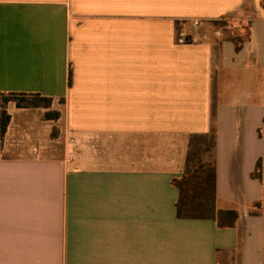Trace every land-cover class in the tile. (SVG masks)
Here are the masks:
<instances>
[{"label": "crops", "instance_id": "0c3cea01", "mask_svg": "<svg viewBox=\"0 0 264 264\" xmlns=\"http://www.w3.org/2000/svg\"><path fill=\"white\" fill-rule=\"evenodd\" d=\"M260 1L0 0V93L50 98L62 115L43 119L61 121L64 140L47 152L36 124L23 135L40 107L7 112L0 264H264ZM240 15L239 51L230 24L208 36L210 21ZM192 19L208 41L177 44ZM212 103L215 208L237 211L230 228L176 218L170 184L188 135L208 132Z\"/></svg>", "mask_w": 264, "mask_h": 264}, {"label": "trees", "instance_id": "16d2710c", "mask_svg": "<svg viewBox=\"0 0 264 264\" xmlns=\"http://www.w3.org/2000/svg\"><path fill=\"white\" fill-rule=\"evenodd\" d=\"M264 10V0L260 1ZM235 16V15H234ZM229 18V17H226ZM226 18L210 21L211 26L225 30L229 25ZM178 22L176 28H178ZM230 26H233L230 23ZM234 45L235 52L241 49L243 39L240 35L229 34L228 38ZM70 82V72L68 75ZM33 98L28 100L27 98ZM12 98H18L17 108H46L50 107L51 99L29 94L0 93V147L1 140L10 121L5 110V104ZM47 119H56L57 112L46 113ZM215 104L210 110V127L206 133L190 134L187 137L186 152L182 170L178 177L172 178L170 184L177 190L174 204L175 215L178 219H211L220 228L233 227L237 218V211L217 210L215 208ZM251 177L261 180V162L255 163ZM259 204H256L258 207Z\"/></svg>", "mask_w": 264, "mask_h": 264}, {"label": "rangeland", "instance_id": "374dc122", "mask_svg": "<svg viewBox=\"0 0 264 264\" xmlns=\"http://www.w3.org/2000/svg\"><path fill=\"white\" fill-rule=\"evenodd\" d=\"M236 23L235 25H233L231 27V31L229 34L231 35H240L242 38H246V32H247V25H248V17L245 16H236ZM241 20V21H240ZM207 25V24H206ZM207 29L209 30V37H213L212 36V30H213V27L210 26L209 24L207 25ZM203 28V27H202ZM18 98H12L10 101H8L6 104H5V110L6 112H11L12 110V106H15V103L18 102L17 100ZM28 100H33V98L29 97L27 98ZM58 103V102H57ZM54 107L56 106V103H53ZM52 108V107H51ZM32 112V115H31V120L32 122L29 123V125L27 126V128H25L23 131V135H30L31 132L34 131V124L37 125V128H35V131L36 133L40 134L38 135L39 138H40V142H41V146L43 147L42 149L44 151H47L49 152L50 148L53 149L55 152L58 153L59 149L61 146H63V135L61 136V133H60V129L62 127V122L59 121L58 123H54V122H48V121H45L43 118L44 117V114L46 113H53L55 112V110H52V109H43V108H40V109H34L31 111ZM59 115H62L60 112H58ZM62 117V116H61ZM33 127V128H32ZM44 133H45V137L47 138V136H50L53 140L50 142L49 140H44ZM169 145V144H168ZM163 150H168V147H167V142H161L160 141V151L163 152Z\"/></svg>", "mask_w": 264, "mask_h": 264}, {"label": "built area", "instance_id": "2783aa9c", "mask_svg": "<svg viewBox=\"0 0 264 264\" xmlns=\"http://www.w3.org/2000/svg\"><path fill=\"white\" fill-rule=\"evenodd\" d=\"M229 18H226V21L230 24L234 18L233 16H227ZM222 19V18H220ZM219 19V20H220ZM185 23H188L187 26H183V24L180 26V28L177 29L176 31V37H175V42L177 44H200L202 42H206L208 41V36L206 35H198L199 32L197 33V31H199L201 29V25L202 22L200 20L197 19H192L189 20ZM185 25V24H184ZM222 35V31L221 30H213L212 32V36L213 37H219ZM38 147L34 146L32 147L31 151L36 155L38 154Z\"/></svg>", "mask_w": 264, "mask_h": 264}]
</instances>
